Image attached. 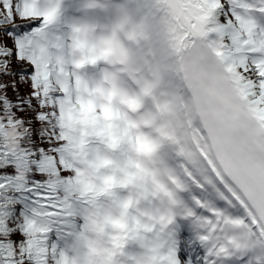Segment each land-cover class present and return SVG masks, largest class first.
<instances>
[{
  "label": "snow or ice",
  "instance_id": "6c2138e0",
  "mask_svg": "<svg viewBox=\"0 0 264 264\" xmlns=\"http://www.w3.org/2000/svg\"><path fill=\"white\" fill-rule=\"evenodd\" d=\"M193 3L211 29L208 50L228 85L220 96L219 139L226 143L243 120L264 131V24L258 19L264 0ZM57 17L43 0H0V264H67L56 241L70 234L76 204L94 191L77 167L84 113L58 53L59 37L50 31ZM234 102L242 112L231 110ZM139 147L150 148L143 141ZM156 264L215 260L173 239Z\"/></svg>",
  "mask_w": 264,
  "mask_h": 264
},
{
  "label": "rangeland",
  "instance_id": "374dc122",
  "mask_svg": "<svg viewBox=\"0 0 264 264\" xmlns=\"http://www.w3.org/2000/svg\"><path fill=\"white\" fill-rule=\"evenodd\" d=\"M43 8L57 9L58 22L64 16L66 33L72 37L70 47L64 51L65 63L72 64L69 65L72 76L81 80L80 96L84 100L93 99L95 114L105 124L104 136L108 137L92 142L88 160L90 163L100 160L96 172L110 187L109 196L118 200L119 205L123 203L120 211L107 199L106 210L115 218L126 215L142 232L138 239H125L123 236L131 234L130 231L120 234L115 228H109L113 239L104 244L117 251L114 257L118 264H135L136 260L138 264H156L157 255L165 247L159 246L158 240L153 244L152 238L169 223L165 212L168 203L174 202L173 187L185 188L184 167L213 198L207 194L205 202L211 201L217 218L221 213L224 221L237 216L240 207L223 194V186L196 153L167 82L158 43L165 37L162 24L166 13L148 10L143 0H78L76 3L43 0ZM105 10L110 11L114 23V42L107 30ZM258 19L264 24V17ZM89 26L95 30L96 44ZM106 75L115 76L114 87L105 82ZM127 104L129 110H126ZM119 125L127 128L125 140H119ZM141 141L150 146L149 150L140 149ZM142 152L149 156L146 166L141 162ZM161 154L170 159L159 161L157 156ZM149 176L153 179L148 180ZM206 218L213 219L210 215ZM186 223L180 221L183 230ZM89 236L97 245V234ZM188 237L192 236L180 239L186 242ZM99 258V264H109L101 255Z\"/></svg>",
  "mask_w": 264,
  "mask_h": 264
},
{
  "label": "bare ground",
  "instance_id": "6f19581e",
  "mask_svg": "<svg viewBox=\"0 0 264 264\" xmlns=\"http://www.w3.org/2000/svg\"><path fill=\"white\" fill-rule=\"evenodd\" d=\"M143 6L148 10L161 12L163 10L166 13L162 24L165 37L158 43L161 51L160 61L175 97L176 107L183 116L196 153L209 166L216 181L223 186V194L231 197L240 207L239 214L228 217V221H224L223 213L217 218L214 211L212 212L211 201L205 202L207 190L200 185L194 174L184 167L185 188L173 187L174 202L168 203L165 212L169 223L163 225L158 235H153L152 243L158 240L159 246L165 247L163 251L170 250L173 239L181 240L180 233L186 231L188 236H192L188 237L186 242L196 256L211 254L219 263L224 259L235 258L240 264H252L253 261L264 264V224L244 193L222 168L195 111L186 84L184 58L200 42L208 44L211 29L205 28V20L199 12L200 6L191 0H143ZM108 13L109 10H105V14ZM89 28L90 33H95L93 27L89 26ZM106 79L108 84L115 83L113 78L106 77ZM157 158L165 162L170 159L169 156L162 154ZM148 161L149 156L143 152L142 164L146 166ZM152 179L153 177H148V180ZM208 196L212 198L211 195ZM218 199L223 200L222 196ZM206 215H210L213 219L207 220ZM180 221L187 222L185 230L180 227ZM216 222H220L219 226Z\"/></svg>",
  "mask_w": 264,
  "mask_h": 264
},
{
  "label": "trees",
  "instance_id": "16d2710c",
  "mask_svg": "<svg viewBox=\"0 0 264 264\" xmlns=\"http://www.w3.org/2000/svg\"><path fill=\"white\" fill-rule=\"evenodd\" d=\"M71 3H76V0H66ZM66 22L63 18L52 26L51 32L55 33L59 37L60 48L58 50L59 55L64 61V69L69 77V83L71 85L73 95L76 101L80 104V111L84 113L78 125V139L82 140L84 143L83 154L80 155L78 160V171L85 179L88 185H90L94 191L91 192L89 196L85 198L84 201L78 202L76 204L77 213L75 216V227L71 230L70 234H62L61 237L56 241L58 247L59 256L64 259L67 264H99L100 255L109 264H118L114 257L117 254L116 250H110L105 247L104 243L109 242L113 239V235L109 232V228H115L118 233L127 232L129 238L136 237L137 239L142 236V232L137 229L134 225L132 219L128 218L126 215L120 218H115L109 215L106 210L105 200H109L114 203L116 207L121 211V205L119 201L115 198L109 196L112 192L108 185H105L103 178L96 172L98 166L100 165V160L97 159V163H90L88 158L92 154L91 146L92 142L104 139L108 135L104 136L105 124L101 119L98 120L93 104V99L84 100L80 96L79 84L81 85V80L79 77H73L69 65L65 63L64 51L66 48L70 47L72 37L68 36L66 33ZM26 90V86L24 89ZM124 136V129L121 128L119 134V140ZM112 138V135L111 137ZM117 141V140H115ZM112 143V142H111ZM97 234V240L99 241L96 245L90 234ZM121 234V233H120ZM135 264L137 260L134 261Z\"/></svg>",
  "mask_w": 264,
  "mask_h": 264
}]
</instances>
